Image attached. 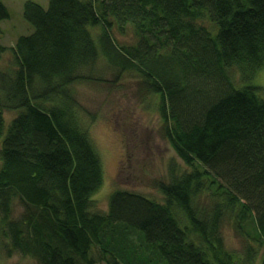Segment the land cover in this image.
I'll return each mask as SVG.
<instances>
[{
  "label": "trees",
  "instance_id": "obj_1",
  "mask_svg": "<svg viewBox=\"0 0 264 264\" xmlns=\"http://www.w3.org/2000/svg\"><path fill=\"white\" fill-rule=\"evenodd\" d=\"M8 17L0 1V21ZM23 17L32 32L10 48L13 67L0 69L4 250L37 264H255L264 245V90L254 81L264 69V0L26 1ZM126 25L135 42L120 44L113 29ZM100 57L155 97L161 135L188 167L153 183L159 200L116 189L105 211L95 208L94 115L73 84L92 80ZM226 222L245 240L240 257L225 246Z\"/></svg>",
  "mask_w": 264,
  "mask_h": 264
},
{
  "label": "rangeland",
  "instance_id": "obj_2",
  "mask_svg": "<svg viewBox=\"0 0 264 264\" xmlns=\"http://www.w3.org/2000/svg\"><path fill=\"white\" fill-rule=\"evenodd\" d=\"M8 10L9 17L0 21V44L6 47L0 56V69H11L14 65L10 50L18 37L28 35L32 27L23 17V6L32 1L46 8L48 0H0ZM96 38L98 29H91ZM113 35L120 44L135 42L130 25L121 31L113 29ZM92 80L73 84L75 97L79 103L94 115L86 118L88 134L99 154L102 182L92 195L95 208L107 209L108 196L116 189L135 191L159 200L161 195L153 183L166 180L169 169L188 170L175 155L169 143L161 135L160 120L155 97L140 92L135 77L128 72L116 75V70L100 57L91 71ZM254 81L264 90V69L257 71ZM264 92V91H263ZM15 115V111H5V119ZM8 121H5V127ZM19 208L14 211L18 212ZM225 246L240 257L245 240L236 233L229 222L222 226ZM0 237V264H37L28 255L19 252L10 254L2 245ZM264 255V245L260 248L255 264H260Z\"/></svg>",
  "mask_w": 264,
  "mask_h": 264
}]
</instances>
